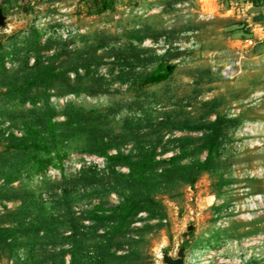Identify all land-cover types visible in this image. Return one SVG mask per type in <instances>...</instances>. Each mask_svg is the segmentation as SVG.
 Here are the masks:
<instances>
[{
    "label": "rangeland",
    "instance_id": "rangeland-1",
    "mask_svg": "<svg viewBox=\"0 0 264 264\" xmlns=\"http://www.w3.org/2000/svg\"><path fill=\"white\" fill-rule=\"evenodd\" d=\"M106 1L6 12L0 264H162L181 247L186 264H264V3ZM159 63L171 73L139 85ZM31 142L50 148L42 171ZM143 147L157 163L132 191L102 153Z\"/></svg>",
    "mask_w": 264,
    "mask_h": 264
},
{
    "label": "trees",
    "instance_id": "trees-1",
    "mask_svg": "<svg viewBox=\"0 0 264 264\" xmlns=\"http://www.w3.org/2000/svg\"><path fill=\"white\" fill-rule=\"evenodd\" d=\"M93 4L96 6V12H100L106 8L109 7V2L106 0H93ZM99 5V6H98ZM38 63L35 64V67L37 68ZM40 66V64H39ZM173 66L171 64L167 63H159L151 72H149L147 75L143 76L140 81L138 82L139 85H146V84H153L157 83L159 81L164 80L172 71ZM19 147H26L19 146ZM29 147L32 148V152L29 156V160H31L36 165L37 171H42L45 169L46 164L49 162V160H43L40 155L36 154L34 151L36 150H43L45 153L50 152V148L45 145H40L39 142H31L29 144ZM56 157L60 160L62 157L65 156V152H59L56 150L55 152ZM104 155L105 160L108 163V165L111 167V175L116 179L120 178L123 179L125 182L127 188H132L133 191V185L132 183L135 182L136 185H139L141 181L143 180L142 177L144 173L157 163L156 160L153 159L152 153L147 152L146 148L143 147L138 151V154L136 155L135 160L131 159V156L129 154H123L121 152H117L114 155H108L107 153H102ZM176 158L173 157L170 159V161H174ZM117 166H124L128 169V173H120L115 171V167ZM11 177L7 179L9 181ZM142 204L136 202V198L132 196H128L118 207V211H120L119 216L121 217L118 221V225H121L122 223L126 226L129 225L131 219L134 217L136 212L139 210L140 206ZM117 210V209H115ZM121 227V226H120Z\"/></svg>",
    "mask_w": 264,
    "mask_h": 264
},
{
    "label": "crops",
    "instance_id": "crops-1",
    "mask_svg": "<svg viewBox=\"0 0 264 264\" xmlns=\"http://www.w3.org/2000/svg\"><path fill=\"white\" fill-rule=\"evenodd\" d=\"M38 0H0V7L3 9L4 13H6L7 11H14L16 9H22L25 8L31 4H33L34 2H36ZM246 2V4H248L250 10L251 7H256L257 3H264V0H244ZM243 2V1H241ZM226 11H230V10H226ZM261 18H264V13L260 14ZM223 259V263L222 264H228L229 260L228 258L226 259L225 256L222 255L221 257ZM184 263L186 264V255H185V259H184Z\"/></svg>",
    "mask_w": 264,
    "mask_h": 264
},
{
    "label": "water",
    "instance_id": "water-1",
    "mask_svg": "<svg viewBox=\"0 0 264 264\" xmlns=\"http://www.w3.org/2000/svg\"><path fill=\"white\" fill-rule=\"evenodd\" d=\"M10 22V17L6 13H4L3 9L0 7V29L4 31L6 26L10 24ZM184 259L185 252L182 247L176 251L174 256L168 253H161L162 264H185Z\"/></svg>",
    "mask_w": 264,
    "mask_h": 264
},
{
    "label": "built area",
    "instance_id": "built-area-1",
    "mask_svg": "<svg viewBox=\"0 0 264 264\" xmlns=\"http://www.w3.org/2000/svg\"><path fill=\"white\" fill-rule=\"evenodd\" d=\"M223 262H224L223 259L220 258L218 264H222Z\"/></svg>",
    "mask_w": 264,
    "mask_h": 264
}]
</instances>
